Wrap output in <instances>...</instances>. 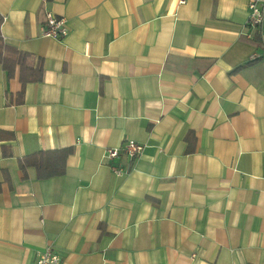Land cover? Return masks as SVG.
Wrapping results in <instances>:
<instances>
[{
	"label": "crops",
	"instance_id": "crops-1",
	"mask_svg": "<svg viewBox=\"0 0 264 264\" xmlns=\"http://www.w3.org/2000/svg\"><path fill=\"white\" fill-rule=\"evenodd\" d=\"M247 5L0 0L3 42L42 70L22 88L20 68L0 66L13 136L0 142V264L46 249L61 264H264V35L245 27ZM46 13L64 38L40 35ZM124 140L141 154L107 162ZM65 148L62 176L19 169Z\"/></svg>",
	"mask_w": 264,
	"mask_h": 264
},
{
	"label": "trees",
	"instance_id": "trees-1",
	"mask_svg": "<svg viewBox=\"0 0 264 264\" xmlns=\"http://www.w3.org/2000/svg\"><path fill=\"white\" fill-rule=\"evenodd\" d=\"M259 31L264 35V26L259 28ZM28 60L29 56L26 53L17 51L13 47L6 45L0 34V66L3 71H5L8 78L13 75L14 68L18 66L20 68L19 80L22 88L26 83H38L41 81L42 70L40 64L33 68L29 65ZM250 63H252V61L248 64ZM239 69L240 68H236L234 71ZM22 94L23 91L21 90L18 94L19 99ZM12 137L10 133L0 131V142L4 140L9 141ZM70 153L71 150L69 148L33 153L19 159L18 166L23 173L28 168H33L39 180L58 177L64 174L65 161ZM1 154L3 158L11 157L9 147L1 145Z\"/></svg>",
	"mask_w": 264,
	"mask_h": 264
},
{
	"label": "built area",
	"instance_id": "built-area-1",
	"mask_svg": "<svg viewBox=\"0 0 264 264\" xmlns=\"http://www.w3.org/2000/svg\"><path fill=\"white\" fill-rule=\"evenodd\" d=\"M179 3H185V0H179ZM247 9L248 16L245 27L254 31L264 26V0H248ZM44 17L45 25L40 29V35L42 37L60 40L67 35L68 30L64 18L53 15L52 13H46ZM142 150L143 145L133 140H124L120 148L107 149L104 158L107 162H112L123 155L128 161H132L141 154ZM109 167L116 176L124 173V169L120 166L109 165ZM34 264H61V260L51 249H46L38 255Z\"/></svg>",
	"mask_w": 264,
	"mask_h": 264
}]
</instances>
